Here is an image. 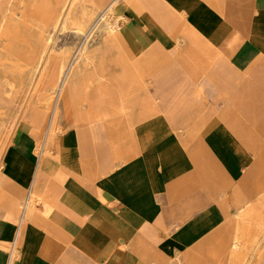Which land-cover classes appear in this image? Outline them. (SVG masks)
Instances as JSON below:
<instances>
[{
  "label": "crops",
  "instance_id": "obj_1",
  "mask_svg": "<svg viewBox=\"0 0 264 264\" xmlns=\"http://www.w3.org/2000/svg\"><path fill=\"white\" fill-rule=\"evenodd\" d=\"M96 3L122 21L93 32L56 133L24 120L3 149L0 264H228L236 203L264 217V0Z\"/></svg>",
  "mask_w": 264,
  "mask_h": 264
},
{
  "label": "rangeland",
  "instance_id": "obj_2",
  "mask_svg": "<svg viewBox=\"0 0 264 264\" xmlns=\"http://www.w3.org/2000/svg\"><path fill=\"white\" fill-rule=\"evenodd\" d=\"M31 1L0 0V158L18 122L44 123L43 136L48 131L49 136L56 133L58 95L75 77L71 75L88 68L83 60L89 44L101 37L93 33L95 26L109 12L108 6L99 8L91 0H58L59 12L50 15ZM259 133L254 142L264 146V131ZM250 153L255 161L256 152L250 149ZM239 204L234 219L244 232L239 236V248L226 261L264 264V217L244 218ZM192 260L203 264L200 259ZM170 264L180 263L174 259Z\"/></svg>",
  "mask_w": 264,
  "mask_h": 264
},
{
  "label": "bare ground",
  "instance_id": "obj_3",
  "mask_svg": "<svg viewBox=\"0 0 264 264\" xmlns=\"http://www.w3.org/2000/svg\"><path fill=\"white\" fill-rule=\"evenodd\" d=\"M34 5H36L39 8L45 9L47 13L50 15L56 14L59 12L60 6L58 0H32ZM93 4H96L99 8L103 7V4L98 5L96 3V0H91ZM22 5V4H21ZM109 7V12L105 13L99 20L98 24L95 26L94 32H101V31H106V30H112L118 26V22L122 21V18L120 17H114V11L112 8V5H108ZM78 9V8H77ZM63 11V10H62ZM10 13V12H9ZM8 13V14H9ZM121 15V14H120ZM67 18V17H66ZM77 19V18H76ZM66 20V19H65ZM17 21V20H16ZM123 23V22H122ZM117 29V28H116ZM38 30V29H37ZM51 37V36H50ZM118 42V41H117ZM93 59L95 58V55L92 56ZM94 61L92 62V64ZM61 64V65H60ZM63 61L58 64V69L63 65ZM80 64V63H79ZM53 74V73H52ZM71 75V74H70ZM68 76V75H67ZM67 80V77H65ZM64 78V79H65ZM57 112V111H56ZM56 121V120H55ZM49 134V132H48ZM55 133L52 132V134L49 136H53ZM246 202V200H245ZM228 240L227 238L222 239L221 241H218L215 245H212L208 248V253L206 255L210 256L213 259H216L218 256H220L224 250L226 249ZM239 238L236 237L234 238L231 243H230V249L231 251H236L239 248ZM183 251V250H182ZM179 262L181 263V260L179 259ZM183 262L186 264H196L195 260L192 259H184Z\"/></svg>",
  "mask_w": 264,
  "mask_h": 264
}]
</instances>
